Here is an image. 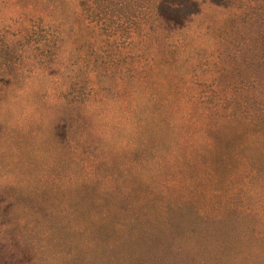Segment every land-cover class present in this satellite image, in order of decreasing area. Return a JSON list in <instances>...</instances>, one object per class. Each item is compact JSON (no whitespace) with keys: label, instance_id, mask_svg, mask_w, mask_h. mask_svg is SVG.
<instances>
[{"label":"rangeland","instance_id":"rangeland-1","mask_svg":"<svg viewBox=\"0 0 264 264\" xmlns=\"http://www.w3.org/2000/svg\"><path fill=\"white\" fill-rule=\"evenodd\" d=\"M161 1L0 0V264H264V0Z\"/></svg>","mask_w":264,"mask_h":264},{"label":"trees","instance_id":"trees-1","mask_svg":"<svg viewBox=\"0 0 264 264\" xmlns=\"http://www.w3.org/2000/svg\"><path fill=\"white\" fill-rule=\"evenodd\" d=\"M164 1H165V0H162L160 4L158 3V5H157V11H161V9H162L161 7L164 6ZM174 1H176V2H180L181 5H182V2H184L183 0H174ZM180 3H179V4H180ZM176 23H177V22H176ZM177 24H178V23H177Z\"/></svg>","mask_w":264,"mask_h":264}]
</instances>
